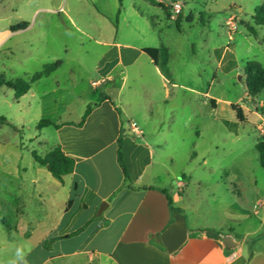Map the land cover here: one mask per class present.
Masks as SVG:
<instances>
[{"label":"rangeland","instance_id":"rangeland-1","mask_svg":"<svg viewBox=\"0 0 264 264\" xmlns=\"http://www.w3.org/2000/svg\"><path fill=\"white\" fill-rule=\"evenodd\" d=\"M174 3L182 5L180 12L174 11ZM263 4L264 0H123L121 7L119 0L1 1L0 76L29 80L46 64L62 65L20 99L12 89L0 87V118L7 121L0 123V177L10 181L18 164L35 162L33 151L43 155L36 140L41 120L61 116L78 121L88 105L109 91L131 115L126 126L139 125L146 133L155 148V162L173 157L167 169L157 168L169 192L171 187L183 188L185 203L201 222L222 225L229 238L264 250V169L256 147L264 140V91L250 97L245 73L248 61L264 66V26L257 27L256 34L247 29ZM63 19L73 20L75 28L62 25ZM22 22L29 28L11 34ZM114 40L167 48L171 78L143 55L117 70L114 87H96L104 74L96 70L104 43ZM215 50L225 54L221 62ZM238 108L244 123L238 121ZM234 123L237 134L229 127ZM11 188L0 187V218L6 223H0V264H41L59 248L37 246L43 231L33 240L15 231L18 202ZM241 189L246 203L240 201ZM25 214L22 220L32 219ZM50 264L68 263L55 258ZM83 264L98 262L85 257Z\"/></svg>","mask_w":264,"mask_h":264},{"label":"crops","instance_id":"crops-1","mask_svg":"<svg viewBox=\"0 0 264 264\" xmlns=\"http://www.w3.org/2000/svg\"><path fill=\"white\" fill-rule=\"evenodd\" d=\"M61 22L64 26H76L73 20ZM14 32L17 31L11 30V34ZM115 40L104 43L106 49L96 67L104 74L96 81V87H114L117 70H124L145 55L143 49L151 48ZM224 56L220 52V62ZM157 71L160 72L158 68ZM102 95L111 100H101ZM94 104L97 106L81 127L77 124L82 117L69 121L59 116L51 121L65 125L59 129L44 127L36 139L43 148V155L38 153L42 157L60 146L75 161L73 173L65 176L63 183L36 161L18 164L10 181L0 177V187L11 185L18 202L15 231L22 232L28 240L43 231L36 243L38 247L45 250L49 239L65 237L87 225L76 237L56 240L52 249L59 251L41 264H50L55 258L68 264H83L85 257L98 264H264V250L249 249L244 240L234 239L237 245L226 247L224 239L232 236L222 225L201 222L194 209L185 203L183 188L171 187L173 192H169L165 177L157 168L167 169L168 164H173V157L155 162V148L147 141L146 133L143 130L134 133L126 126L125 121L130 122L131 115L109 91L100 94ZM121 131L125 134L123 156L134 188L125 183L117 159ZM240 199L246 203L243 191ZM70 200L72 205L66 211ZM26 212L31 220H22ZM68 244L74 245L63 249Z\"/></svg>","mask_w":264,"mask_h":264},{"label":"trees","instance_id":"trees-1","mask_svg":"<svg viewBox=\"0 0 264 264\" xmlns=\"http://www.w3.org/2000/svg\"><path fill=\"white\" fill-rule=\"evenodd\" d=\"M3 0H0V2ZM120 6H123V0H119ZM121 13V9L118 11V16ZM181 17H178L177 21H180ZM253 25H247V29L250 33L256 34V28L257 27H263L264 26V4L258 6L255 9V12L252 16ZM29 24L27 22H22L16 26H13L11 28L12 31H19V30H25L27 29ZM143 53L150 58V60L153 62L154 66L157 67L162 75H164L167 79L171 78V72L169 69V59L170 54L167 48H145L142 50ZM220 50H217L216 53L220 55ZM62 65V62L57 61L52 64H46L44 68L40 71L35 73L31 79L26 80L23 78H19L16 80H9L6 78L5 75L0 76V87H7L9 89H12L15 94L16 99H20L23 96H25L30 90L34 83L40 81L41 79L45 77H49L52 73L57 71ZM245 73L247 76L246 79V85L248 90V95L250 97H256L259 94H261L264 91V66L259 63L258 61H248L245 68ZM101 100H111L110 97L106 95L101 96ZM97 106V104L89 105L87 110L85 111L81 121L77 124L78 127H81L84 122L86 121L88 115L91 113L92 109ZM238 115V121L239 123H244L245 119L243 117V110L241 108H238L237 111ZM5 118H0V123H6ZM65 123H54L51 120H41L38 124V129H42L44 127L54 126L55 128L59 129L61 128ZM230 130L237 134L238 132V126L237 123L229 124ZM125 138V134L123 131H121L119 140H118V148H117V159L118 163L123 171L125 183H127V186L130 188H134L131 184L130 176L127 170V165L123 156V140ZM257 151L259 154V161L264 169V140L259 142L257 144ZM32 156L34 160L41 166L48 167V170L50 173L60 182H64V177L73 173L75 169V161L72 158L67 157L64 152L62 151V148L60 146L53 149L51 152H49L45 157H42L37 153V151L32 152ZM239 197L241 198V193L239 192ZM169 205L172 210H174L172 206V200L168 198ZM72 205V200L68 202L66 211L70 209ZM93 219H100L98 217H95ZM106 223L105 219H101ZM3 222L5 225V221L0 218V223ZM87 225L79 228L78 230L68 234L65 237H59V238H51L49 239L45 245L44 248L46 250H51L52 244L58 240L63 238H72L78 236L80 233L84 231Z\"/></svg>","mask_w":264,"mask_h":264},{"label":"built area","instance_id":"built-area-1","mask_svg":"<svg viewBox=\"0 0 264 264\" xmlns=\"http://www.w3.org/2000/svg\"><path fill=\"white\" fill-rule=\"evenodd\" d=\"M172 6H173L174 11L176 12H180L182 10V5L180 3H174ZM130 130L134 133L142 132L141 127L135 124L130 125Z\"/></svg>","mask_w":264,"mask_h":264},{"label":"water","instance_id":"water-1","mask_svg":"<svg viewBox=\"0 0 264 264\" xmlns=\"http://www.w3.org/2000/svg\"><path fill=\"white\" fill-rule=\"evenodd\" d=\"M101 210L103 211V208L102 207H101ZM224 244L228 248H232L233 246L237 245L235 243V241L233 239H231V238H225L224 239Z\"/></svg>","mask_w":264,"mask_h":264}]
</instances>
